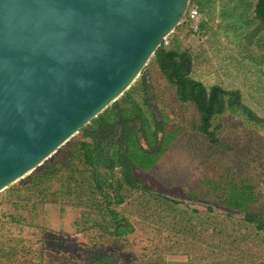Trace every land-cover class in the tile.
Listing matches in <instances>:
<instances>
[{"label": "trees", "instance_id": "16d2710c", "mask_svg": "<svg viewBox=\"0 0 264 264\" xmlns=\"http://www.w3.org/2000/svg\"><path fill=\"white\" fill-rule=\"evenodd\" d=\"M222 1L191 0L187 12L193 7L203 14L221 9ZM253 12L263 27L264 0H253ZM228 25L224 18L218 27L223 30L231 27ZM200 32L212 35L215 47L222 45L226 35L209 26L208 19L202 21ZM191 34L186 17L168 37V45L162 44L156 51L151 70L148 66L117 102L45 163L0 193V264H49L47 218L50 212L64 215L68 208L78 210L73 226L87 243L82 254L71 259L61 256L59 264H142L123 257L134 252L140 237L157 255V260L147 264H166L167 257L189 256V249L194 250L200 240L229 239L244 233L246 238L261 236L260 244H264V165L253 159L250 163L256 172L237 173L232 155L239 154L220 139L221 125L217 123L226 114L228 120L237 115L260 125L264 120L251 111L240 90L209 86L195 77L203 70L201 60L193 53L194 47L181 41ZM237 37L243 41L247 35ZM165 82L179 104L194 107L191 129L209 148L203 173L183 185L195 199L171 194L138 175L152 176L164 147L174 143L179 133L170 129L167 134L164 121L157 122L151 111L144 110L145 106L150 109L147 100L156 85L165 91ZM137 92H142L145 106L136 100ZM220 152L231 157V161H223L229 167L220 162ZM216 167L225 170L215 172ZM200 177L202 185L197 184ZM247 228L254 232L247 233Z\"/></svg>", "mask_w": 264, "mask_h": 264}, {"label": "water", "instance_id": "95a60500", "mask_svg": "<svg viewBox=\"0 0 264 264\" xmlns=\"http://www.w3.org/2000/svg\"><path fill=\"white\" fill-rule=\"evenodd\" d=\"M190 1L0 0V193L138 81Z\"/></svg>", "mask_w": 264, "mask_h": 264}, {"label": "rangeland", "instance_id": "374dc122", "mask_svg": "<svg viewBox=\"0 0 264 264\" xmlns=\"http://www.w3.org/2000/svg\"><path fill=\"white\" fill-rule=\"evenodd\" d=\"M222 3H219L221 9L213 8L205 14L201 10L199 17L201 23L208 19L209 26L226 33L221 40L222 45L215 47V38L212 35L206 37V32H193L189 38L184 36L181 41L187 47H194L193 53L201 60L203 70L196 73V78L209 86L221 84L229 90H240L245 102L252 106L251 111L264 120V26H259L257 13L253 12V0H223ZM224 18L228 20V27H231L222 30L218 25ZM206 30L208 32L209 27ZM239 34L247 35L246 39L242 41L241 37H237ZM151 67L150 62L148 69L151 70ZM164 85L165 91L156 85L154 99L167 134H170V129L179 133L174 143L164 147L162 160L152 176L142 172L138 175L149 184L165 188L171 194L195 199L183 185L193 176L198 177V173H203L209 148L207 142L204 139L203 142L191 129V122H195L191 121L195 118L194 107L179 104L174 93L167 90L169 83L165 82ZM135 98L141 106H145L142 92H137ZM144 110L150 114L148 107L145 106ZM228 116L226 114L220 117L217 123L221 125L220 139L239 154L232 155L233 161L238 165L234 170L239 174L253 170L256 172L250 161L254 159L264 165V123L257 124L248 117L246 121L238 115L228 120ZM151 128L155 129L152 123ZM218 158L224 167L228 166L224 160L231 161V157L223 152H220ZM224 170L225 168L220 167L214 169L215 172ZM197 184H203L202 177ZM262 192L264 193V189ZM78 215V210L72 208H68L64 215L49 213L47 226L50 233L46 250V261L49 264H59L61 256L71 259L83 253V245L87 240L83 235L77 234L73 226ZM26 216L30 217L31 214L27 213ZM229 225L232 226L233 223ZM249 230L247 228V233L252 231ZM261 239L258 235H247L246 238V234L242 233L241 236L229 239L212 238L209 242L200 240L194 250L189 249V256L167 257L166 264H264V244H260L263 243ZM137 241L139 244H135L134 252L123 254L125 259L134 258L142 264L157 260L151 244L143 243L141 237ZM157 262L163 264L164 261Z\"/></svg>", "mask_w": 264, "mask_h": 264}, {"label": "built area", "instance_id": "2783aa9c", "mask_svg": "<svg viewBox=\"0 0 264 264\" xmlns=\"http://www.w3.org/2000/svg\"><path fill=\"white\" fill-rule=\"evenodd\" d=\"M190 6V5H189ZM188 15H186L188 21L190 22L192 31L194 33L200 32L201 29V21H200V11L198 7H193L189 12H187ZM168 38L165 39L164 44L168 45Z\"/></svg>", "mask_w": 264, "mask_h": 264}, {"label": "flooded vegetation", "instance_id": "af4514ba", "mask_svg": "<svg viewBox=\"0 0 264 264\" xmlns=\"http://www.w3.org/2000/svg\"><path fill=\"white\" fill-rule=\"evenodd\" d=\"M145 70H146V69H145ZM145 70H144V72L142 73V75L145 73ZM142 75H141V77H142ZM146 75H147V73H146ZM141 77H140V78H141ZM151 90H152V89H151ZM151 90H150V91H151ZM150 91H149V92H150ZM153 91H154V90H153ZM151 93H152V92H151ZM154 94H155V93L153 92V93H152V95H153L152 98H150L149 100H147V103H148V106H149L151 112H152L155 108L158 109V105H157L156 107L151 105V102H156L155 99H154ZM161 137H162V134L160 133V137H159V139H160Z\"/></svg>", "mask_w": 264, "mask_h": 264}]
</instances>
